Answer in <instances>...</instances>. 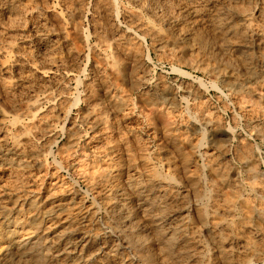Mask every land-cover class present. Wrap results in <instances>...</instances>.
<instances>
[{
	"label": "bare ground",
	"instance_id": "obj_1",
	"mask_svg": "<svg viewBox=\"0 0 264 264\" xmlns=\"http://www.w3.org/2000/svg\"><path fill=\"white\" fill-rule=\"evenodd\" d=\"M146 39L235 121L151 79ZM252 136L264 0H0V264H264Z\"/></svg>",
	"mask_w": 264,
	"mask_h": 264
},
{
	"label": "rangeland",
	"instance_id": "obj_2",
	"mask_svg": "<svg viewBox=\"0 0 264 264\" xmlns=\"http://www.w3.org/2000/svg\"><path fill=\"white\" fill-rule=\"evenodd\" d=\"M146 40L147 41L145 43L146 44L145 45V55L148 56V58H146L147 59L146 63H147V67H148V74H149V77L151 79H153V78L156 79L158 77H162L164 80L166 79L165 81L168 84L171 83L173 85H176V84L178 85L181 81H192V80L197 81V79L199 80V78L201 77L200 80L201 81L204 80L203 83L205 82L204 85L206 84L204 86V95H206V97L208 99H210V101L213 103V105H215L216 108L218 107L217 109L219 110L222 119L225 122L227 121V123H229L230 125L233 123V121H235L234 112H233L234 110L229 104H227V103H229L228 96L226 95L227 92L223 89H220V90H222L221 92H219L220 91L219 89L216 90L217 88L214 87L212 81L217 82V80L209 70H208L209 72L207 71V69L201 70L200 68H202V67L198 68L199 66L198 67L194 66L189 61V59L186 57H181L182 59L183 58L185 59V61H184V60H179L176 56L171 57V56H167L168 54H161L162 52L159 53L156 50L154 51V48L152 47L151 43L149 42L150 40L149 39H146ZM151 48H152V50H151ZM164 55H165V57H164ZM166 57H168V58H166ZM150 60H151V62H150L151 64L148 63ZM175 66H177V67H175ZM179 70L180 71L182 70L181 71L182 73ZM150 74H151V76H150ZM158 75H161V76H158ZM216 82H215V84H216ZM218 85H219V83H218ZM221 104H222V106H221ZM237 129H238V131H240L242 133H244V132L246 133V130H245L246 129V122L244 119H242L241 121L238 122ZM252 138H249V140H250V142L252 141L251 143L254 145L255 152L256 153L259 152L258 153L259 157L261 156L260 157V159H261L260 168H261L262 172L264 173V148H263L264 143L259 138H256L254 136H252ZM255 145H257L258 147H256ZM256 148H257V150H256ZM260 152H261V154H260Z\"/></svg>",
	"mask_w": 264,
	"mask_h": 264
}]
</instances>
